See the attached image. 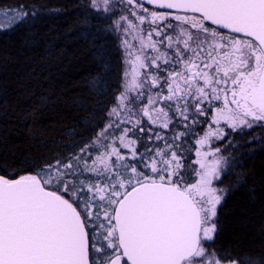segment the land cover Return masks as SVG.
<instances>
[{
    "label": "snow or ice",
    "instance_id": "snow-or-ice-1",
    "mask_svg": "<svg viewBox=\"0 0 264 264\" xmlns=\"http://www.w3.org/2000/svg\"><path fill=\"white\" fill-rule=\"evenodd\" d=\"M79 14L120 39L129 70L110 84L98 51L93 106L59 154L0 138V264H264L217 243L242 179L224 184L233 139L264 134V0H86ZM11 15L13 31L42 20L34 5Z\"/></svg>",
    "mask_w": 264,
    "mask_h": 264
},
{
    "label": "trees",
    "instance_id": "trees-1",
    "mask_svg": "<svg viewBox=\"0 0 264 264\" xmlns=\"http://www.w3.org/2000/svg\"><path fill=\"white\" fill-rule=\"evenodd\" d=\"M85 3L0 0V13L27 4L42 15L31 31L24 25L14 31L0 28V138L17 156L55 155L70 145L68 131L82 115L79 106H93L89 97L98 51L108 61V82L122 87L119 38L102 43L103 37L90 35L86 29L101 25L84 22L79 13ZM230 155L236 162L224 184L242 179L218 210L222 230L217 243L237 254L258 255L264 253V144L252 137L233 139Z\"/></svg>",
    "mask_w": 264,
    "mask_h": 264
},
{
    "label": "rangeland",
    "instance_id": "rangeland-1",
    "mask_svg": "<svg viewBox=\"0 0 264 264\" xmlns=\"http://www.w3.org/2000/svg\"><path fill=\"white\" fill-rule=\"evenodd\" d=\"M5 13H8V14L6 15ZM10 22H12L11 10L1 12L0 13V28H5V26H7ZM128 39L133 43L134 46L138 45V41H133L131 37H128ZM119 41H120V39H119ZM120 48L122 51V62H123V68H124L123 75H124V72L129 70V66L125 62V59H124L125 53H124L123 47L121 46V43H120ZM122 87H123V81H122ZM201 134H203V133H201ZM261 135H264V134L256 133V136H257L256 140H259V137ZM220 143H222V142H220ZM226 147H228V146H226Z\"/></svg>",
    "mask_w": 264,
    "mask_h": 264
}]
</instances>
